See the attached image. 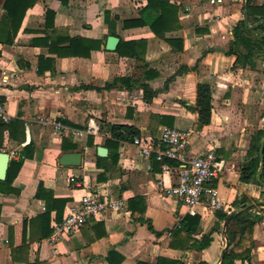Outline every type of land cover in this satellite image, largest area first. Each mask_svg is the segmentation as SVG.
Wrapping results in <instances>:
<instances>
[{
    "label": "crops",
    "instance_id": "0c3cea01",
    "mask_svg": "<svg viewBox=\"0 0 264 264\" xmlns=\"http://www.w3.org/2000/svg\"><path fill=\"white\" fill-rule=\"evenodd\" d=\"M147 5L37 0L14 41L0 40V101L9 115L0 121L1 151L11 161L32 148L11 183L15 191L0 194V264H219L229 245L225 219L237 206L244 212L254 206L247 214L260 217L238 235L251 250L235 264H264V204H257L264 200V163L257 180H241L251 141L264 132V57L240 65L238 54L228 53L248 0H159L145 22L163 8L169 19L136 23ZM111 35L119 37L115 50L106 47ZM122 41L125 55L118 51ZM121 76L156 94L146 100L140 84L115 82ZM200 82L210 83L213 107L210 123L197 128ZM90 119L99 132L77 136ZM117 124L153 138L163 126L191 128L192 155L214 149L225 161L214 180L222 206L190 208L167 196L160 179L174 183L177 170L166 172L154 156L142 155L133 138L114 137ZM75 152L79 164L62 161ZM86 192L124 199L126 206L52 240L55 224Z\"/></svg>",
    "mask_w": 264,
    "mask_h": 264
},
{
    "label": "trees",
    "instance_id": "16d2710c",
    "mask_svg": "<svg viewBox=\"0 0 264 264\" xmlns=\"http://www.w3.org/2000/svg\"><path fill=\"white\" fill-rule=\"evenodd\" d=\"M37 0H5L4 7L6 13L4 14L1 24H0V40L7 43H12L16 36L17 30L20 27L23 16L26 10L35 4ZM159 0H148L147 7L141 13V17L136 21L138 24H149L151 25L152 20H156L159 16H163L165 20H168V9L163 8L160 15L154 16L150 22H145L146 13L150 12L154 8V4ZM252 0H248V23L245 19L240 20L233 29L234 38L231 41L229 54L235 53L239 56V64L245 65L248 62L253 63L254 58L264 57V21L260 22L257 26L253 27L255 23L264 19V3L261 5H250ZM168 2V1H167ZM170 4H166V6ZM165 6V7H166ZM156 7V6H155ZM156 10V9H155ZM150 14V13H149ZM168 18V19H166ZM154 22V21H153ZM11 30H13L11 32ZM8 34L9 36H4ZM126 43L121 42L118 47V51L121 55H125ZM115 82H120L125 84L129 89L136 85H139V81H135L130 76L118 77ZM144 90V96L146 100H152L153 96L156 94V90H153L145 83L140 84ZM212 89L208 82H200L197 85V98L194 108L197 110L199 118L195 126L201 128L202 126L210 123L212 115ZM113 136L116 138H127L132 139L135 135H139L140 131L134 127L127 125H111ZM124 128V132H120V129ZM10 133L12 135L11 129ZM264 135L262 130L257 132V135L253 137L248 151V159L241 167V180L249 182L252 180H257V173L261 167V156H260V145L261 139ZM3 144L0 141V152L2 150ZM25 152L21 154L19 160L12 159L9 163V168L7 172V177L5 180L0 179V194L13 192L15 189L12 187L11 183L15 177L18 168L22 164L23 158L30 155L32 148L30 145L25 147ZM262 180L264 181V171L261 174ZM244 203V202H243ZM254 206H250L246 212H240L234 216L227 227V234L229 238V245L226 248L224 261L222 264H235V260L239 258L247 257L250 253V245L247 246L243 244V240L240 238L238 241V235L242 237L246 231L251 232L253 225L259 219V215L247 214ZM48 209L47 212H49ZM1 211V205H0ZM14 256V254H13ZM28 264V263H27Z\"/></svg>",
    "mask_w": 264,
    "mask_h": 264
},
{
    "label": "built area",
    "instance_id": "2783aa9c",
    "mask_svg": "<svg viewBox=\"0 0 264 264\" xmlns=\"http://www.w3.org/2000/svg\"><path fill=\"white\" fill-rule=\"evenodd\" d=\"M8 119L5 105L0 101V121ZM99 129V122L90 119L85 129H78L75 133L79 137L85 133L96 135ZM191 133V128L163 126L157 138L140 134L133 137L132 143L145 157L154 156L159 160L166 172L173 168L177 170L174 183L167 185L162 177L160 179L161 189L167 196L178 198L190 208L202 204L211 209L220 208L222 201L214 180L223 171L225 161L218 158L214 149L192 155L188 148ZM170 161H175L176 165L172 166ZM125 206L124 199L86 192L78 203L68 208L63 220L55 224L51 239L58 240L77 231L90 218L99 217L108 210H121Z\"/></svg>",
    "mask_w": 264,
    "mask_h": 264
},
{
    "label": "water",
    "instance_id": "95a60500",
    "mask_svg": "<svg viewBox=\"0 0 264 264\" xmlns=\"http://www.w3.org/2000/svg\"><path fill=\"white\" fill-rule=\"evenodd\" d=\"M246 23H248V15L246 13ZM264 19H261L260 21H258L257 23H255L253 26H257L260 22H262ZM119 42V37L117 36H109L107 38V44L106 47L109 50H115L117 48ZM99 151L102 153L103 151H105V148L100 147ZM260 156H261V170L260 172H262L263 170V163H264V138L262 140L261 143V148H260ZM81 160V153L80 152H75V153H64L62 156V161L64 163L67 164H79ZM9 163H10V153L7 151H1L0 152V179L1 180H5L7 177V172H8V168H9ZM264 204V200L258 201L257 204ZM247 207H243V206H237L234 209H232L228 214L227 217L225 219V223H224V232H226L227 230V226H228V222L237 214H239L240 212H242L244 209H246ZM228 237V235H227ZM229 240V238H228ZM225 252L226 249L224 250L223 254H222V259L221 262L219 264H222L224 261V257H225Z\"/></svg>",
    "mask_w": 264,
    "mask_h": 264
}]
</instances>
